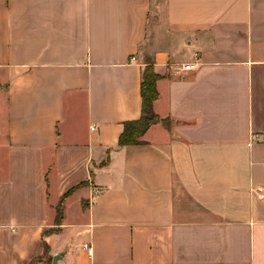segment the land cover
<instances>
[{"label":"crops","instance_id":"crops-1","mask_svg":"<svg viewBox=\"0 0 264 264\" xmlns=\"http://www.w3.org/2000/svg\"><path fill=\"white\" fill-rule=\"evenodd\" d=\"M154 2L0 0V264H264V0Z\"/></svg>","mask_w":264,"mask_h":264},{"label":"trees","instance_id":"trees-1","mask_svg":"<svg viewBox=\"0 0 264 264\" xmlns=\"http://www.w3.org/2000/svg\"><path fill=\"white\" fill-rule=\"evenodd\" d=\"M160 76L156 74L152 65L146 66L143 71L141 94L143 100L142 116L137 121L127 122L124 124V132L120 136L119 146L140 145L144 144L141 140L142 136L149 130V128L157 123H162L165 127H170L169 119H161L153 109L154 101L158 98L156 83ZM73 191V190H72ZM71 191V192H72ZM63 220V210L59 206L57 213V223L60 224ZM42 257L37 258L30 264H37Z\"/></svg>","mask_w":264,"mask_h":264},{"label":"rangeland","instance_id":"rangeland-1","mask_svg":"<svg viewBox=\"0 0 264 264\" xmlns=\"http://www.w3.org/2000/svg\"><path fill=\"white\" fill-rule=\"evenodd\" d=\"M154 11H153V17H154V12H160L161 15H165V9H166V0H154ZM4 123L6 124L4 118H0V129H5L7 128Z\"/></svg>","mask_w":264,"mask_h":264},{"label":"built area","instance_id":"built-area-1","mask_svg":"<svg viewBox=\"0 0 264 264\" xmlns=\"http://www.w3.org/2000/svg\"><path fill=\"white\" fill-rule=\"evenodd\" d=\"M194 68H195V66L193 64L185 65V69L186 70H192ZM99 193H100L99 190H95L94 193H93V196H95V195H97ZM259 196L264 201V188L259 189ZM86 248L88 249L89 253L92 254V252H93L92 248H90L88 246H86Z\"/></svg>","mask_w":264,"mask_h":264},{"label":"water","instance_id":"water-1","mask_svg":"<svg viewBox=\"0 0 264 264\" xmlns=\"http://www.w3.org/2000/svg\"><path fill=\"white\" fill-rule=\"evenodd\" d=\"M58 259H59V257H58V256H57V257H55V258H54V263H56Z\"/></svg>","mask_w":264,"mask_h":264}]
</instances>
